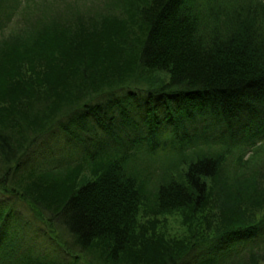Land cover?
I'll use <instances>...</instances> for the list:
<instances>
[{
    "label": "trees",
    "instance_id": "1",
    "mask_svg": "<svg viewBox=\"0 0 264 264\" xmlns=\"http://www.w3.org/2000/svg\"><path fill=\"white\" fill-rule=\"evenodd\" d=\"M120 10L93 28L40 20L5 39L0 29V174L11 180L0 177V194L35 217L54 212L71 238L49 217L35 225L54 258L16 252L6 237L0 264H98L86 252L101 264H226L264 247V185L249 175L264 154V0ZM60 138L85 151L54 167L67 169L57 183L36 166ZM211 201V237L210 221L185 247L156 230L157 214L184 209L190 223ZM141 203L153 213L144 225Z\"/></svg>",
    "mask_w": 264,
    "mask_h": 264
},
{
    "label": "rangeland",
    "instance_id": "2",
    "mask_svg": "<svg viewBox=\"0 0 264 264\" xmlns=\"http://www.w3.org/2000/svg\"><path fill=\"white\" fill-rule=\"evenodd\" d=\"M115 2L117 5L119 0H3L0 9V25H4L5 27L0 28L2 29L1 37L5 39L16 33H23L28 28L37 26V22L40 20L54 19L62 22L82 21L89 27H99L100 20L97 19L103 15L108 14L110 16L114 15L115 17H119L117 15H120V9L125 5L126 0H120L118 7L115 6ZM155 76L163 79L167 78L168 75L165 72H158ZM59 140L58 142L52 140L51 143L54 144L45 154L49 157L38 159L40 164L37 165L36 168L40 170L49 168L54 169L55 166L63 165L78 159L85 151V149L81 147L83 145L79 142L71 140L68 142L67 138H65V140L64 138H60ZM91 147L92 146H89L90 151L94 149ZM255 156L253 169L250 171L249 175L256 179V183L260 188H263L264 154L257 153ZM155 158H157L156 161L149 164L152 168L158 165L160 161L158 156ZM145 159L144 161L149 162L147 158ZM154 164L156 165L154 166ZM66 171L67 169L65 168L54 169L53 172L55 175L52 176L51 179H54L55 182L58 183V181L63 178L61 176ZM81 176L84 178L81 179V181L92 177L87 163L83 168ZM0 177L4 180L5 185L11 186L9 177H3V173L0 174ZM154 181L155 180L143 182L145 192H149L153 189L152 186H154ZM22 203L16 200H9L7 197L0 194V213H5V216L2 214L3 217L0 219V245H3L2 247L5 248V243H8L6 237H9V240L10 238L12 240V244H18V250H16V252H28L27 254L35 255L42 254L40 256L46 255L54 258L57 252L46 242L42 241L40 237H37L39 235L37 234L35 225L50 220V218L53 219L54 214L52 213L54 212L42 206L44 210H42L41 216L35 217L36 212L32 211L30 206ZM187 213L188 212L184 209H174L157 214L156 230L161 232L169 240L181 241L184 247L189 245L191 241L203 239L202 234L206 230L207 221H210V227L205 234L206 236L213 235V223L216 221L214 223L216 224L218 221L216 213H220L216 205L213 206V201L207 204L204 209L197 211L193 215L190 223L189 221H185ZM258 214L257 212V215ZM152 218L153 213L147 211L146 205L141 203L137 214L138 224L144 225V222ZM53 221L56 222V219H53ZM56 224L58 226L57 230L64 233L63 237L67 240L66 242L70 241V236L66 234L57 222ZM173 243L179 244L180 242L174 241ZM67 244L68 246L71 245L70 243ZM83 255L88 256L94 263L101 264L102 259L88 252ZM223 258L227 260V258ZM102 261L107 263L104 260ZM2 262L5 263L6 260ZM109 264H112V262L110 261ZM226 264H264V247H254L246 250L238 257L231 258Z\"/></svg>",
    "mask_w": 264,
    "mask_h": 264
}]
</instances>
